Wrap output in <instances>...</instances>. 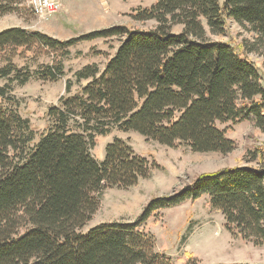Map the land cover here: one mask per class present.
<instances>
[{
	"label": "trees",
	"instance_id": "16d2710c",
	"mask_svg": "<svg viewBox=\"0 0 264 264\" xmlns=\"http://www.w3.org/2000/svg\"><path fill=\"white\" fill-rule=\"evenodd\" d=\"M19 1L0 0V15ZM129 16L152 25H114L65 41L19 27L0 31V52L38 46L65 57L81 42L118 41L102 71L91 64L74 73L77 83L87 80L77 92L65 82L37 141L28 119L0 107V264H175L140 227L157 211L202 196L223 216L226 231L264 247V145L247 148L243 165L201 173L151 198L131 222L79 232L105 190L134 187L158 168L121 138H113L98 161L90 152L97 137L132 131L167 147L227 155L235 143L221 125L248 122L264 131L262 77L247 58L257 44L264 49V0H155ZM229 19L251 35V45L220 39ZM13 71L1 69L0 78L18 80ZM63 73L58 62L41 77L55 82ZM7 90L0 87V98L10 102ZM183 264L198 262L188 255Z\"/></svg>",
	"mask_w": 264,
	"mask_h": 264
},
{
	"label": "rangeland",
	"instance_id": "374dc122",
	"mask_svg": "<svg viewBox=\"0 0 264 264\" xmlns=\"http://www.w3.org/2000/svg\"><path fill=\"white\" fill-rule=\"evenodd\" d=\"M154 1L63 0L60 13L40 20L30 10L27 0H21L13 11L0 15V31L19 27L65 41L114 25L131 24L134 28H147L152 24L132 23L129 15L139 7L150 6ZM179 31L180 27L173 28V32ZM220 39L234 47H238L243 40L248 41L249 45L253 43L251 35L231 19L226 22V35ZM117 46L118 41L114 38L81 42L69 48L70 54L65 57L58 51L39 50L38 46L0 52V70L11 67L14 71L10 77H19L12 82L0 78V87L7 86V96L11 98L10 102L0 98V107L16 110L28 119L35 134L34 141H37L47 128V108L65 95V82L71 80L70 93L77 92L87 80L77 83L74 73L91 64H96L102 71ZM247 58L257 68L264 87V49L257 44L255 51L247 53ZM58 62L63 65V76L55 82L42 79L45 67ZM26 75H29L28 80L21 84V79ZM221 128L235 143V149L227 155L195 153L181 145L167 147L132 131L113 129L109 135L97 137L90 152L98 161L104 157L105 146L113 138H121L130 144L136 154L155 162L158 168L153 170L150 178L139 180L134 187L105 190L97 212L79 232L86 234L91 228L105 222H131L151 198L169 195L201 173L243 165L247 148L264 145V131L248 122L221 125ZM140 228L153 236L156 251L170 256L175 264H183L188 255L194 257L198 264H264V247L255 246L226 231L223 216L209 209L207 196L159 210Z\"/></svg>",
	"mask_w": 264,
	"mask_h": 264
},
{
	"label": "built area",
	"instance_id": "2783aa9c",
	"mask_svg": "<svg viewBox=\"0 0 264 264\" xmlns=\"http://www.w3.org/2000/svg\"><path fill=\"white\" fill-rule=\"evenodd\" d=\"M32 13L40 20H47L63 10V0H27Z\"/></svg>",
	"mask_w": 264,
	"mask_h": 264
}]
</instances>
